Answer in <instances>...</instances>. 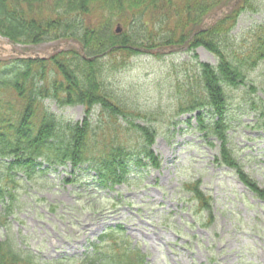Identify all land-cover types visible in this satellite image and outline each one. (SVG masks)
I'll return each mask as SVG.
<instances>
[{
  "label": "trees",
  "instance_id": "trees-1",
  "mask_svg": "<svg viewBox=\"0 0 264 264\" xmlns=\"http://www.w3.org/2000/svg\"><path fill=\"white\" fill-rule=\"evenodd\" d=\"M230 1L0 0V35L11 44L71 41L78 46L57 49L44 58L0 59L3 222L15 209L22 181L59 167L89 175L97 191L114 190L142 174L147 164L159 167L151 149L157 135L155 111L143 112L120 94L111 78L130 56H159L171 48L184 49L195 59L177 76L172 117L191 114L206 143H218L214 161L264 199V189L243 169L228 134L244 113L255 116L252 128L264 130V104L256 95L258 86L264 89V70L258 79L251 77L264 64V15L243 35L232 32L242 13L264 14V9L258 0H240L205 24L210 13ZM199 46L213 55L214 64L196 60L193 52ZM47 102L59 108L81 105L84 117L76 122L60 118ZM183 187L198 210L210 215V198L199 182ZM0 264L40 263L6 238L0 239ZM69 264H144V256L117 224L107 226L89 242V250Z\"/></svg>",
  "mask_w": 264,
  "mask_h": 264
},
{
  "label": "rangeland",
  "instance_id": "rangeland-1",
  "mask_svg": "<svg viewBox=\"0 0 264 264\" xmlns=\"http://www.w3.org/2000/svg\"><path fill=\"white\" fill-rule=\"evenodd\" d=\"M233 1L210 13L205 24ZM257 3L264 9V0ZM263 15L242 13L233 34L243 35ZM75 45L71 41L13 45L0 35V59L49 55ZM193 54L198 62L215 63L201 46ZM190 56L184 49H166L159 56L138 53L111 78L120 94L139 109L155 111L152 124L157 135L151 149L160 160L158 168L147 164L142 174L110 191L94 190L89 175L72 174L69 167L22 181L15 209L5 223L0 211V239L8 238L31 252L40 264H69L81 258L107 226L118 224L143 254L144 264H264V199L249 192L230 168L214 161L218 143H206L191 114L172 117L177 76L195 64ZM262 70L264 64L251 77L258 79ZM256 95L264 104V89L258 86ZM46 105L65 120L84 117L81 105ZM254 121L252 113L241 114L228 134L243 169L264 189V130L252 128ZM196 181L210 198V215L198 210L183 187Z\"/></svg>",
  "mask_w": 264,
  "mask_h": 264
},
{
  "label": "water",
  "instance_id": "water-1",
  "mask_svg": "<svg viewBox=\"0 0 264 264\" xmlns=\"http://www.w3.org/2000/svg\"><path fill=\"white\" fill-rule=\"evenodd\" d=\"M239 0H235L232 2L231 5H228L227 7H224L222 8L220 11L216 12L214 15H212V17L210 18V20L206 23L207 25L219 14H221L223 11H227L228 9H230L229 7H233L234 5L237 4ZM118 30V29H117ZM26 58H44L46 57L47 55H42V56H39V55H36V56H31V55H24Z\"/></svg>",
  "mask_w": 264,
  "mask_h": 264
}]
</instances>
